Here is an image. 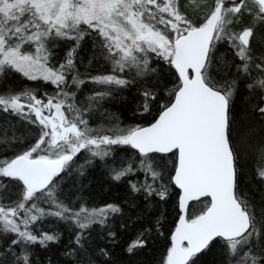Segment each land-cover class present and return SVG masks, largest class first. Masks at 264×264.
Returning a JSON list of instances; mask_svg holds the SVG:
<instances>
[{
    "label": "snow or ice",
    "instance_id": "6c2138e0",
    "mask_svg": "<svg viewBox=\"0 0 264 264\" xmlns=\"http://www.w3.org/2000/svg\"><path fill=\"white\" fill-rule=\"evenodd\" d=\"M258 34L264 0H0V264H264Z\"/></svg>",
    "mask_w": 264,
    "mask_h": 264
},
{
    "label": "trees",
    "instance_id": "16d2710c",
    "mask_svg": "<svg viewBox=\"0 0 264 264\" xmlns=\"http://www.w3.org/2000/svg\"><path fill=\"white\" fill-rule=\"evenodd\" d=\"M259 38V39H258ZM257 39L259 40L260 46H256ZM253 47L256 51H258L257 55H260L262 52H264V38L261 39L260 37H256V39L253 41ZM50 90V89H49ZM250 163H253L250 161ZM97 182L94 183L93 188L94 191L97 194H100L102 192L101 184L98 182L99 178H96ZM103 188H107V185H103ZM104 195H107L106 192L103 193ZM99 198V195H98ZM171 217H169L170 219ZM123 247L116 250L115 258L117 259V264H155V262L159 259L160 252L162 249V241L156 242V246L154 248L148 249L144 252H138L137 255L132 256L131 254L125 252L123 249L127 247V244H124L123 241H121ZM128 243H131V240L128 241ZM46 258V257H45Z\"/></svg>",
    "mask_w": 264,
    "mask_h": 264
},
{
    "label": "bare ground",
    "instance_id": "6f19581e",
    "mask_svg": "<svg viewBox=\"0 0 264 264\" xmlns=\"http://www.w3.org/2000/svg\"><path fill=\"white\" fill-rule=\"evenodd\" d=\"M258 37H260L261 39H263L264 38V34H258ZM258 39H257V43H256V46L257 47L260 46V43H259V40ZM256 54H258V51H256ZM251 162H253L251 164H253V165L255 164V161H251Z\"/></svg>",
    "mask_w": 264,
    "mask_h": 264
}]
</instances>
